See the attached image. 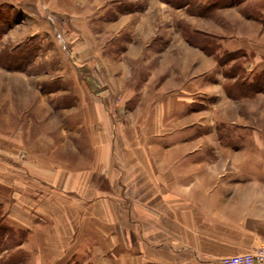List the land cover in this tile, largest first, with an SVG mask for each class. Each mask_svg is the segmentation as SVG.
<instances>
[{"label": "rangeland", "instance_id": "obj_1", "mask_svg": "<svg viewBox=\"0 0 264 264\" xmlns=\"http://www.w3.org/2000/svg\"><path fill=\"white\" fill-rule=\"evenodd\" d=\"M261 7L264 0H0V140L6 146L0 152L3 182L10 179L7 175L12 168L3 159L8 157L9 145L25 147L33 137L40 150L45 136L51 140L61 132L62 137L63 130L69 131L73 125L76 131V123L83 117L79 107L91 106L93 101L101 110L99 134L113 138L119 150L121 144L139 142L146 133L158 138L151 133L150 121L168 112L179 96L191 101L188 112L187 107L180 109L183 120L172 122L180 137L195 135L198 130L189 128L218 111L211 120L224 117L228 125L214 130L216 136H236L238 139L231 137L226 142L252 152L257 151L253 149L257 143L261 155L264 28L249 21H255L250 10ZM251 33H257L253 41L249 40ZM234 40L256 47L253 57L258 61L247 49H237ZM181 112L175 110L173 115ZM81 133L88 136L85 129ZM77 136L67 133L63 138L73 141ZM226 147L225 157L229 149L239 148ZM216 157L205 164L219 170L215 184L224 186L213 194L215 198L228 197L231 203H238L233 210L236 215L264 222V195L252 200L258 204L256 215L255 208L244 211V203L235 198L233 189L259 181L263 186L264 159H258L259 175L255 176L238 170L230 174ZM40 163L18 162L19 176L23 181L29 179L31 187L38 185V176L29 177L27 171L57 178L49 165ZM26 189L22 194L26 195ZM0 192L8 195L5 187ZM59 199L70 201L71 197L60 195ZM41 203L44 209H40ZM55 203L39 201L37 211L52 214L58 210ZM5 210L0 205V264H91L85 248L88 242L79 241L81 229L85 220L99 231L104 227L95 225L90 217L78 226V240L67 241L58 225L48 231L36 224L39 233L30 234L27 227L32 224L26 225V209L13 215L21 228L10 226L3 220ZM31 235L35 241L27 240ZM63 245L70 252L76 247L80 251L66 255Z\"/></svg>", "mask_w": 264, "mask_h": 264}, {"label": "crops", "instance_id": "obj_2", "mask_svg": "<svg viewBox=\"0 0 264 264\" xmlns=\"http://www.w3.org/2000/svg\"><path fill=\"white\" fill-rule=\"evenodd\" d=\"M249 16L255 19H249L250 23L264 28V7L250 10ZM256 34H249V40L253 41ZM234 45L237 49H247L251 57L256 53L254 46H244L236 41ZM198 82L201 87V80ZM199 86L196 83V87ZM179 100L178 96L168 112L160 113L155 116L156 120L150 121L153 125L151 133L158 137L157 140L146 133L139 142L137 139L121 144L120 150L113 138L98 132L101 110L96 101L91 106L79 107L83 117L76 123V131V125H73L69 131L63 130L62 137L61 132L51 140H46L45 136L47 143L42 142L45 149L38 150L33 137L25 147L9 145L8 157L5 154L3 159L12 167L7 175L10 179L3 182V174H0V191L3 187L8 190V195L0 194V205L7 211L3 220L10 226L21 228L13 215L26 209L28 219L34 218L32 222H25L26 225L32 224L27 227L30 234L39 233L36 224L47 227L48 231L58 225L66 232L65 240L75 241L78 240V226L83 218L90 217L95 225L104 227L99 231L84 219L79 241L89 243L85 248L89 251L91 264H219L222 257L252 250L264 241V222L236 215L233 210L238 208V203H231L228 197L218 201L213 194L224 189V186L215 184L219 170L205 164L217 156L218 165L229 168L230 174L238 170L256 176L259 175L258 159H264V152L258 154L257 143L253 148L257 151L252 152L251 148L241 149L240 145L226 142L236 136H216L214 130L228 125L221 116V120H211L219 114L218 111L212 112V117L197 120V124L189 128L198 130L195 135L180 137L174 128L176 122H172L183 120L180 109L187 107L185 112H188L187 105L191 101ZM175 110L181 114L173 115ZM162 116H166L165 122L160 120ZM83 129L88 136H82ZM163 132L167 136L162 138ZM67 133H78L79 137L73 141L65 140L63 137ZM226 146L239 148L234 152L229 149L225 157ZM3 147L6 149L0 140V152ZM35 149L38 150L36 154ZM22 160L49 165L57 178L27 171L29 177L38 176V185L29 186V179L23 181L17 172L18 162ZM261 166L264 168V164ZM25 186L26 195L22 194ZM233 189L235 198L244 203L246 213L248 209L256 210L258 204L252 200H260L264 195V185L261 186L260 181L259 184H247L244 189ZM60 195L71 197V200L61 201ZM43 200L57 202L58 210L52 214L39 213L37 206ZM42 206L41 203L40 209H44ZM27 240L35 241L32 235ZM67 249L66 255L80 251L77 247L72 252Z\"/></svg>", "mask_w": 264, "mask_h": 264}, {"label": "built area", "instance_id": "obj_3", "mask_svg": "<svg viewBox=\"0 0 264 264\" xmlns=\"http://www.w3.org/2000/svg\"><path fill=\"white\" fill-rule=\"evenodd\" d=\"M219 264H264V241L252 250L222 257Z\"/></svg>", "mask_w": 264, "mask_h": 264}, {"label": "trees", "instance_id": "obj_4", "mask_svg": "<svg viewBox=\"0 0 264 264\" xmlns=\"http://www.w3.org/2000/svg\"><path fill=\"white\" fill-rule=\"evenodd\" d=\"M1 247V246H0Z\"/></svg>", "mask_w": 264, "mask_h": 264}]
</instances>
